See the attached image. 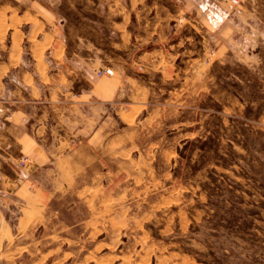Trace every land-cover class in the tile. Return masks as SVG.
Listing matches in <instances>:
<instances>
[{
    "label": "rangeland",
    "instance_id": "obj_1",
    "mask_svg": "<svg viewBox=\"0 0 264 264\" xmlns=\"http://www.w3.org/2000/svg\"><path fill=\"white\" fill-rule=\"evenodd\" d=\"M149 1L186 19L148 44L168 71H129L42 244L0 264H264V0Z\"/></svg>",
    "mask_w": 264,
    "mask_h": 264
},
{
    "label": "crops",
    "instance_id": "obj_2",
    "mask_svg": "<svg viewBox=\"0 0 264 264\" xmlns=\"http://www.w3.org/2000/svg\"><path fill=\"white\" fill-rule=\"evenodd\" d=\"M68 3L80 28L59 0H0V257L33 254L42 244L54 203L89 161L100 120L136 80L129 71H168L169 50L150 46L168 42L171 19L178 20V40L186 27L180 10L169 17L149 0ZM106 67L114 73H97ZM23 157L30 161L25 169Z\"/></svg>",
    "mask_w": 264,
    "mask_h": 264
},
{
    "label": "built area",
    "instance_id": "obj_3",
    "mask_svg": "<svg viewBox=\"0 0 264 264\" xmlns=\"http://www.w3.org/2000/svg\"><path fill=\"white\" fill-rule=\"evenodd\" d=\"M228 1L230 4L232 5H237L239 4V0H226ZM97 73L99 75H102V74H108V75H112L114 73L113 69L110 68V67H106L104 69H100L97 71ZM29 164H30V161L27 157H23L20 162H19V166L22 168V169H25V168H28L29 167Z\"/></svg>",
    "mask_w": 264,
    "mask_h": 264
}]
</instances>
